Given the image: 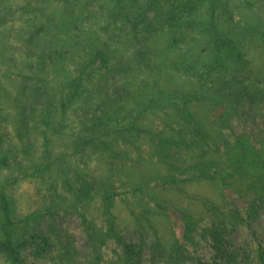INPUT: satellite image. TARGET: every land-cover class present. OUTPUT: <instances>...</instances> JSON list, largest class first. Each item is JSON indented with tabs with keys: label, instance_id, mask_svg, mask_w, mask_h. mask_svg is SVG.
<instances>
[{
	"label": "trees",
	"instance_id": "16d2710c",
	"mask_svg": "<svg viewBox=\"0 0 264 264\" xmlns=\"http://www.w3.org/2000/svg\"><path fill=\"white\" fill-rule=\"evenodd\" d=\"M63 2L70 4L72 13L64 11L62 15H67L59 22L71 24L63 30L73 33L48 35L50 47L41 50L37 59L39 63L50 61L63 81L57 95L32 90L27 109L44 152L51 136L59 133L54 110L59 107L64 116L79 102L73 137L76 151L99 149L110 159L124 162L129 160L128 148L140 139L149 140L164 170L158 185L180 188L191 180L211 177L227 187L235 185L230 190L237 199L253 195L251 206L264 204V147L235 133L230 123L241 112L254 110L264 126V70L253 66L226 2L109 0L105 24L97 32L80 25L75 1ZM46 25L55 23L49 18ZM1 88L0 81V92ZM203 108L205 113L213 109L214 114L203 117ZM5 111L0 93V259L4 264H27V251L40 259L53 247L50 238L33 225L41 218L39 213H22L14 204L11 188L22 176H42L49 167L35 162L25 167L18 160V154L30 156L37 149L30 140L20 151L6 146ZM156 111L157 128L150 129L146 122ZM60 120L63 122L62 116ZM92 194L98 198L103 223L102 228L88 225L95 250L92 264L102 263L98 252L107 241L119 248L109 264H142L143 241L133 244L117 227L112 208L119 193L108 187L98 190L80 180L78 200L92 199ZM210 206L215 212L208 234L216 260L197 264L234 263L237 255L226 248L227 229L213 202ZM229 213L234 216L232 210ZM181 215V236L165 256L157 253L158 247L153 248L152 264L181 261L182 247L192 239L196 226L190 214L181 211ZM61 249L64 264H76L70 247L62 245ZM261 262L264 264V258Z\"/></svg>",
	"mask_w": 264,
	"mask_h": 264
},
{
	"label": "rangeland",
	"instance_id": "374dc122",
	"mask_svg": "<svg viewBox=\"0 0 264 264\" xmlns=\"http://www.w3.org/2000/svg\"><path fill=\"white\" fill-rule=\"evenodd\" d=\"M63 1L0 0V93L6 109V146L20 151V147L30 140L37 149L30 151V156L18 154V160L25 167L31 162L49 167L42 176H22L11 188L14 204L22 213H39L41 218L35 220L33 225L50 238L53 247L40 259L27 251V264H64L62 245L70 247L72 260L76 264L93 263L95 250L87 234L88 225L102 228L103 223L95 195L81 202L76 197L82 179L98 190L108 187L119 193L112 208L117 227L133 244L139 245L143 241L142 264H152L153 248L158 247L157 253L165 256L173 241L181 236V211L190 214L196 226L192 239L182 247L179 264L215 261L213 242L208 234L214 222L215 210L210 206L212 202L227 229L224 236L226 248L237 255L231 264H262L264 204L259 202L251 206L249 203L253 195L237 199L230 190L235 185L227 187L211 177L191 180L180 188L158 185V176L164 170L157 163L151 149L153 144L149 140L140 139L135 147L128 148L129 160L124 162L110 159L108 153L99 149L76 151L73 137L79 122V102L68 108L64 116L59 107L54 110L59 133L52 135L49 130L51 142L47 152H44L40 133L34 135V124L28 117L27 109L30 107L32 90L38 88L46 94L57 95L62 83L60 80L63 81V76L57 75L59 72L50 61H37L41 50L44 52L50 47L48 35L59 33L67 36L73 33L72 30H68V33L63 30V27H70L71 24L62 25L59 22L71 12L70 4ZM74 1L80 25L86 30L100 31L105 24L104 13L109 0H68L70 3ZM223 1L236 26V33L240 37L243 34L253 66L264 70V0ZM80 8L83 9L82 13H79ZM64 11L66 15H62ZM49 18L55 25L47 28L46 20ZM203 111V117L214 114L213 109L208 113H205V108ZM153 113L146 122L150 129L157 128L156 115L159 112ZM261 121V117L250 110L241 112L230 123L235 133L245 135L256 147H264V126ZM230 138L233 139V136ZM231 210L234 212L232 217L229 213ZM118 249L114 242L107 241L98 252L103 259L101 264H109ZM0 264H4L1 259Z\"/></svg>",
	"mask_w": 264,
	"mask_h": 264
}]
</instances>
